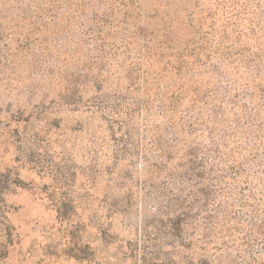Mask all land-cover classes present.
Masks as SVG:
<instances>
[{
	"label": "rangeland",
	"instance_id": "1",
	"mask_svg": "<svg viewBox=\"0 0 264 264\" xmlns=\"http://www.w3.org/2000/svg\"><path fill=\"white\" fill-rule=\"evenodd\" d=\"M124 1L125 9L116 2L119 29L104 20L108 25L93 36L92 20L102 23L110 0H0V121L44 112L54 139L47 154L65 167L67 188L84 184L89 203L102 205L96 213L112 242L141 246L146 221L154 227L178 222L176 243L160 248L180 264H264V0ZM70 2L74 9L66 7ZM134 6L125 21L121 12ZM166 15L162 29L176 39L144 49L143 36L162 41L153 26ZM143 51L152 61L140 59ZM105 53L123 57L94 59ZM138 70L157 75L145 83ZM166 70L170 80L161 75ZM114 100L121 111L131 113L133 105L147 119L133 120L138 159L115 148L125 130L115 124L124 114L107 109ZM169 108L173 116H166ZM147 127L152 132L145 136ZM16 155L0 154V171L18 169L22 182L0 205V264H86L43 250L55 212L32 189L47 180L21 168ZM108 179L129 190L111 188L107 195ZM176 201L185 206L173 209Z\"/></svg>",
	"mask_w": 264,
	"mask_h": 264
},
{
	"label": "trees",
	"instance_id": "2",
	"mask_svg": "<svg viewBox=\"0 0 264 264\" xmlns=\"http://www.w3.org/2000/svg\"><path fill=\"white\" fill-rule=\"evenodd\" d=\"M152 1L157 2L158 0ZM116 2L120 4L121 8L125 9L128 6L124 0H110V2L105 3V5L111 7V9L109 8L110 10L106 11V13L101 16V24L96 20H92L93 29L92 33L90 31L91 35L94 36L93 32L97 33L98 29L101 30L99 26L107 24L105 22H110V25H114L113 20H116L115 14L118 10ZM168 2H171V0H165L166 4ZM65 5L68 9H74L75 7L71 2ZM164 5L165 4H163V6ZM137 9L138 7L134 6L132 13L127 14L126 12H121L125 21H129V16L131 17L134 15L137 12ZM145 9H147V7H145ZM168 17L169 15L164 16L161 20H158L159 22H155L153 26L160 28L159 31H161L160 37L162 38V41H156L157 38H155L153 42H149V34L148 36H143L144 49H147L148 51L151 48L159 50L162 47H168L171 41L176 39V34L173 36L165 29H162L166 24L161 23ZM144 18H146V24L150 25V20L148 19L149 16L146 14V17L144 16ZM104 20L106 21L104 22ZM173 22L178 24L175 20ZM109 27L119 29L115 25ZM105 34H108V31H106ZM84 35L86 36V33ZM86 38L91 41L94 39L92 36H86ZM121 43H123V41L119 43L120 46ZM111 45L118 46L116 43H111ZM99 47L102 49L101 47H104V45H100ZM128 47H130V44H128ZM140 55V59L144 60L145 63L152 61L150 55L145 54L144 51ZM115 56L116 54L105 53L94 59H100L103 62H106L108 57L113 60ZM118 56L119 55L116 57ZM119 57L123 56L120 55ZM159 59L157 61L153 60V62L159 63ZM165 66L166 69L170 68L171 70H175V67H173L170 62H165ZM169 71L170 70H166L165 73L161 74L165 80H170V78H166ZM135 73L137 74V78L141 77V80L145 83H149V79H151L152 76L155 75L156 77L157 75V73H150L149 70L143 72L138 70ZM175 88H177L176 84H173L172 88H168L167 92H164V98L166 93V97L168 95L170 98L171 91ZM132 89L135 91V88ZM66 94L67 97L70 95V93ZM115 102L116 100L113 101V106L111 103L106 102V105H110L107 109L118 116H121V113H123L124 117L121 118L120 123L112 122V120L109 121L111 124V128H109L110 137L114 139L112 132L115 130L113 126L115 123L118 126L117 128L125 130L119 141H117L116 138L114 139L116 142L115 148L118 149V153L131 157L135 156L137 157L136 159H138V142L136 135L138 136L139 133L137 127L133 124V120L135 118L140 119L141 122H146L147 119L139 118V112L132 109L134 108L133 105H131V113H128L121 111V107L123 106L121 102ZM104 106L105 103H95L94 105L95 109L99 111H102V109L105 110ZM151 106H153L152 103L149 104V107ZM124 107L125 109L127 108L126 106ZM47 109L48 108H45L44 111ZM145 110L147 115H152L150 112L148 113V109ZM173 114V108H169L166 112V116H173ZM44 115L43 111L36 112V109H34L26 115L20 112L16 115L9 116L5 121H0V139L2 140L0 143V154H7L10 151H14L17 153L15 161L21 164V168H27L28 170L33 171L41 180H47V184L45 185L37 184L35 186L32 184V190L37 195L41 196L42 200L46 201L49 208L55 212L53 226H51L48 231L44 232L45 245L43 250H46V254L53 257V259L67 258L86 264H180L173 260L172 252L160 248L162 245L169 244L171 246L176 243L175 241L178 238L177 231L179 230L178 222L176 225H165L164 221L161 220V225H159V227H154L153 222L146 221L143 225V235L145 239L141 246L138 243L130 241L122 242L120 245L112 242L113 237L102 228L100 223V220L103 219V217L101 216L99 220L98 217L100 216L96 213V208L99 209L102 205L99 206L95 203H89L90 201H88V197L90 195L86 193V185L84 184L82 186L79 185L80 187L75 186L71 189L67 188L68 186H65L68 184V177L66 176L67 172L62 171L65 167H62L61 164H56L54 161L56 157L54 158V156L52 157L47 154L45 148H50L51 143H54V139H51V133L53 131L50 128H52V124L50 125L45 119L43 120L41 118ZM99 117L101 118V116ZM168 119L170 128L175 129V125L170 121V117H168ZM145 131V136L147 133L149 134L152 132L150 127H147ZM151 135H153V133ZM144 149L147 150V147H144ZM147 157L148 156H144L142 159H147ZM130 162H132V160H130ZM64 173H66V175ZM105 173L112 174L108 171H105ZM94 181L97 182L96 179H93L92 182L88 183L90 187H95ZM113 181V179H108L104 182V184L107 185L105 187L106 194L109 193L111 188L129 190L126 183L121 182L116 186L113 184ZM101 182L103 183V180H101ZM20 183L22 182L18 177V169L0 171V205L3 204V196L7 193H13L17 188L21 187ZM139 184V181H137L135 186H139ZM149 198L150 196H145L143 198V203L146 204ZM104 203L108 208L106 212L110 213L112 205L109 202L108 196L104 197ZM247 205V202H242L240 206L244 207ZM184 206V201H176L174 202L173 209ZM104 218H108L106 213ZM227 228L230 227L227 226ZM153 238H157L159 244L151 242L155 241ZM106 255L109 257H106Z\"/></svg>",
	"mask_w": 264,
	"mask_h": 264
}]
</instances>
